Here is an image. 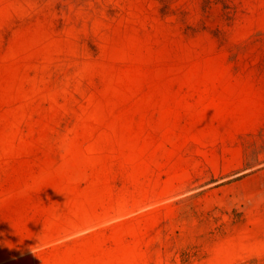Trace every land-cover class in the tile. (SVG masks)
I'll return each instance as SVG.
<instances>
[{
	"label": "rangeland",
	"instance_id": "rangeland-1",
	"mask_svg": "<svg viewBox=\"0 0 264 264\" xmlns=\"http://www.w3.org/2000/svg\"><path fill=\"white\" fill-rule=\"evenodd\" d=\"M241 11L0 0V264H264Z\"/></svg>",
	"mask_w": 264,
	"mask_h": 264
},
{
	"label": "crops",
	"instance_id": "crops-1",
	"mask_svg": "<svg viewBox=\"0 0 264 264\" xmlns=\"http://www.w3.org/2000/svg\"><path fill=\"white\" fill-rule=\"evenodd\" d=\"M245 16L244 29L252 33L249 47L250 74L247 78V90L251 96L260 97L259 104L264 105V0H242V11ZM256 101L257 99L254 98Z\"/></svg>",
	"mask_w": 264,
	"mask_h": 264
},
{
	"label": "clouds",
	"instance_id": "clouds-1",
	"mask_svg": "<svg viewBox=\"0 0 264 264\" xmlns=\"http://www.w3.org/2000/svg\"><path fill=\"white\" fill-rule=\"evenodd\" d=\"M33 253L36 254V251L34 249H32Z\"/></svg>",
	"mask_w": 264,
	"mask_h": 264
}]
</instances>
